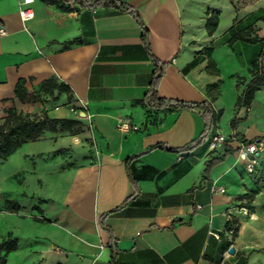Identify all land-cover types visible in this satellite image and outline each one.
Wrapping results in <instances>:
<instances>
[{
	"label": "crops",
	"instance_id": "obj_1",
	"mask_svg": "<svg viewBox=\"0 0 264 264\" xmlns=\"http://www.w3.org/2000/svg\"><path fill=\"white\" fill-rule=\"evenodd\" d=\"M21 1L0 0L6 32L0 33V125L11 111L79 120L84 142L75 144L71 131H45L0 159V243L17 240L15 250L3 253L6 264H264V202L251 199L261 194L264 175V87L249 108L237 106L261 45L230 43L235 28L251 25L264 38V3L119 0L141 15L150 53L131 14L74 4L62 11L35 0L28 6L34 18L23 21ZM212 15L219 25L209 35ZM154 57L165 64L159 97L210 101L223 113L211 129L203 108L137 103L155 76ZM50 79L70 87L72 103L58 90L37 102L16 95L22 80L33 94ZM120 120L135 129L120 130ZM217 133L232 142L213 151ZM202 136L189 151L152 149H182ZM241 139L263 146L255 175L237 153ZM133 157L136 183L127 164ZM216 158L207 173V162ZM9 203L19 210H9Z\"/></svg>",
	"mask_w": 264,
	"mask_h": 264
},
{
	"label": "trees",
	"instance_id": "obj_2",
	"mask_svg": "<svg viewBox=\"0 0 264 264\" xmlns=\"http://www.w3.org/2000/svg\"><path fill=\"white\" fill-rule=\"evenodd\" d=\"M46 4L56 6L62 11H69L72 4L78 6L79 8H91V9H100V10H113L119 13H128L133 15L139 24L143 28V43L145 44L147 50L151 53V42H150V32L145 23L143 22L139 12L129 3H125L119 0H43ZM264 12V9H263ZM264 19V15L261 16V20ZM219 25V16L212 15L207 22V32L209 35H213L217 30ZM236 41H244L250 44H260L261 52L256 61H254L250 68V73L252 75L251 82L246 86L242 96L237 102L239 108H249L256 92L264 87V38H260L255 33L253 26H248L243 29H234L233 35L230 38V43ZM155 64V76L153 78L152 84L148 90L147 95L143 100L138 101L137 103L146 107H153L158 109L165 110H176V109H199L203 108L206 110L205 115L208 114V128L211 127L220 119L222 116V111L216 112L210 101H205L202 103H190L184 101L168 100L159 97L158 95V85L161 77L164 73L165 64L161 63L156 57H154ZM209 70L213 73L218 74L219 70L214 64L209 65ZM26 81L22 80L18 83L16 88V95L21 99V101H31V102L40 101V94L33 93L28 94L27 89L25 88ZM215 88V87H214ZM54 90L59 92H67L69 94V103L73 102V98L70 94V87L64 83H59L55 79H50L46 81L42 86L40 91L43 93H49ZM234 125V121H233ZM81 122L79 120L71 119H51L46 114L43 116L38 115H23L17 111H11L4 119V122L0 125V159L6 160L12 153L19 149L23 144L29 141H35L40 138L45 131L57 132L62 131H72L76 127H80ZM203 140V136L193 143L189 144L187 147L182 149H173L165 145H156L152 149H162L170 152H184L193 149L199 142ZM246 142H250L245 140ZM129 158L127 164L129 165L130 160L134 159ZM221 158L212 159L207 162L206 172L209 173L211 167L219 162ZM129 175L134 183H136L140 177L135 175L131 170V165L128 166ZM134 197L128 199L123 205L118 209L112 211L117 212L122 208L126 207ZM18 205L12 203L8 204V209L11 211L19 210ZM234 225V224H231ZM237 228L235 229V232ZM17 248L16 239H7L0 243V264H6V255L4 252H10Z\"/></svg>",
	"mask_w": 264,
	"mask_h": 264
},
{
	"label": "built area",
	"instance_id": "obj_3",
	"mask_svg": "<svg viewBox=\"0 0 264 264\" xmlns=\"http://www.w3.org/2000/svg\"><path fill=\"white\" fill-rule=\"evenodd\" d=\"M35 0H22L20 2V15L23 21H29L34 18V12L32 9H30L28 6L31 5ZM0 33L5 34V29L4 27H0ZM72 111L79 115V111L76 109H72ZM118 128L120 130H125L129 131L131 129H135L133 125L128 122V121H122L120 120L118 122ZM232 142L231 137L223 134V133H217L211 136L210 139V147L213 151L218 150V149H223L224 147L230 145ZM263 146L260 142H257L256 140H252L250 142H246L244 139L240 140L239 146L237 147V153L240 157V159L244 163V167L246 172L249 175H255L257 173L258 166L260 165V156L259 154L262 152ZM216 191L219 192H226V189L223 187H218L215 189ZM198 209H201L202 206H198ZM245 212L246 209H244ZM236 227L234 225H231L227 229V233L229 235H233L235 233ZM213 235L219 239L220 235L217 233H213Z\"/></svg>",
	"mask_w": 264,
	"mask_h": 264
},
{
	"label": "rangeland",
	"instance_id": "obj_4",
	"mask_svg": "<svg viewBox=\"0 0 264 264\" xmlns=\"http://www.w3.org/2000/svg\"><path fill=\"white\" fill-rule=\"evenodd\" d=\"M258 1H260V0H249V2H250V5L251 4H255V3H257ZM262 3H264V0H261V4ZM222 64V63H221ZM223 66V68H225L224 66L225 65H222ZM226 69V68H225ZM35 93H38V94H40V100H42V98H43V96L45 95V93H43V92H41V91H37V92H35ZM34 93V94H35ZM33 94V95H34ZM32 99H33V97H31V101H32ZM80 132H81V128L80 127H76V128H74L72 131H71V136H73V138H74V143L76 144V143H80V144H83V142H84V140H81V139H79L78 140V136H79V134H80ZM75 138H77V139H75ZM264 140V139H263ZM69 151L71 150V149H68ZM253 197H251V199L252 200H254V199H256V198H260L261 199V201L262 202H264V175L263 174H261V194H257V195H255V194H253L252 195Z\"/></svg>",
	"mask_w": 264,
	"mask_h": 264
},
{
	"label": "water",
	"instance_id": "obj_5",
	"mask_svg": "<svg viewBox=\"0 0 264 264\" xmlns=\"http://www.w3.org/2000/svg\"><path fill=\"white\" fill-rule=\"evenodd\" d=\"M82 116H85V114H83ZM235 253H236V248L232 246V247L229 249V254H230V255H235Z\"/></svg>",
	"mask_w": 264,
	"mask_h": 264
}]
</instances>
